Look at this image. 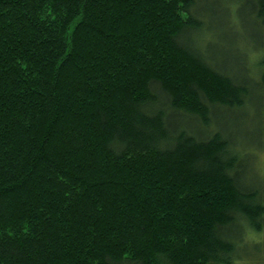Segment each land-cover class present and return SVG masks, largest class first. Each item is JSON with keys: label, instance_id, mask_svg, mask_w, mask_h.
Segmentation results:
<instances>
[{"label": "trees", "instance_id": "1", "mask_svg": "<svg viewBox=\"0 0 264 264\" xmlns=\"http://www.w3.org/2000/svg\"><path fill=\"white\" fill-rule=\"evenodd\" d=\"M247 111L264 0H0V264H238Z\"/></svg>", "mask_w": 264, "mask_h": 264}, {"label": "rangeland", "instance_id": "2", "mask_svg": "<svg viewBox=\"0 0 264 264\" xmlns=\"http://www.w3.org/2000/svg\"><path fill=\"white\" fill-rule=\"evenodd\" d=\"M249 119L247 120H241L239 127H234L232 129L231 124V131H235L237 133V129L239 131H243V133H238L243 138L241 139H235L237 140L236 145H231L230 150L232 152V147L234 148V151L245 149L249 153H253V155L246 160V171L247 176L251 175L253 176V171L259 176V178L264 182V124L263 129L261 130V127H259V124L256 123V120L251 118L253 116V112L247 111ZM237 124V123H236ZM261 131V142L258 143L257 147H248L250 141H255L260 138L259 135H257L256 131ZM233 133V132H232ZM235 133V134H236ZM251 134V135H250ZM250 135V136H249ZM242 140V142L240 141ZM234 143V141L232 142ZM254 143V142H253ZM253 145V144H252ZM260 145V147H259ZM255 146V145H254ZM251 153V154H252ZM252 181L256 183V179L253 177L251 178ZM264 185V184H263ZM241 247L237 248L238 253L240 254V258H238V264H264V228L262 227L259 232H254L252 230H248L246 232V235L244 236L243 242L240 243ZM258 246V248H255ZM255 252H259L258 255L255 254ZM252 255V256H250Z\"/></svg>", "mask_w": 264, "mask_h": 264}, {"label": "bare ground", "instance_id": "3", "mask_svg": "<svg viewBox=\"0 0 264 264\" xmlns=\"http://www.w3.org/2000/svg\"><path fill=\"white\" fill-rule=\"evenodd\" d=\"M242 241V240H241Z\"/></svg>", "mask_w": 264, "mask_h": 264}]
</instances>
